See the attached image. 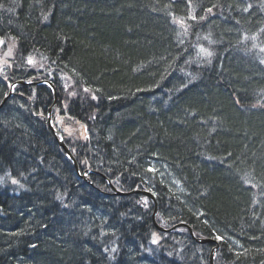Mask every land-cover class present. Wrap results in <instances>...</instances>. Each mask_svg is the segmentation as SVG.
<instances>
[{
    "label": "trees",
    "instance_id": "16d2710c",
    "mask_svg": "<svg viewBox=\"0 0 264 264\" xmlns=\"http://www.w3.org/2000/svg\"><path fill=\"white\" fill-rule=\"evenodd\" d=\"M0 1V21L18 43L7 69L20 77L29 53L43 60L39 50L60 69L56 78L70 73L79 88L90 91L82 97L91 103L87 137L96 134L108 145L91 151L83 167L101 173V165L111 166L119 174L111 176L113 185L133 196L141 198L134 192L148 189L163 228L184 223L195 237L217 240L214 264H264V83L260 70L247 62L250 55L238 53L261 37L251 31L264 30V0H251L240 15L236 10L245 9L246 0ZM177 16L193 29L183 32L194 43L193 65L172 27ZM230 28L244 39L233 56L227 55ZM201 35L204 54L197 43ZM178 71L186 73L181 85L173 77ZM45 114L37 113L36 120ZM45 145L49 164L67 167L48 137L35 154ZM161 166L177 186L168 178L159 181ZM51 189L65 192L59 183ZM109 191L86 198V209L95 215L94 234L71 229L62 213L66 208L58 207L56 233L40 243L31 237L33 225L0 194V264H181L176 258L208 264L214 243L200 244L187 230H172L155 244L153 201L145 208L132 196ZM40 203L45 205L43 198L35 201ZM176 237L187 247L170 242Z\"/></svg>",
    "mask_w": 264,
    "mask_h": 264
},
{
    "label": "bare ground",
    "instance_id": "6f19581e",
    "mask_svg": "<svg viewBox=\"0 0 264 264\" xmlns=\"http://www.w3.org/2000/svg\"><path fill=\"white\" fill-rule=\"evenodd\" d=\"M250 1L244 2L245 9L239 7L236 10L238 15L247 11ZM176 2L180 4L181 0H176ZM175 7L176 11H180V8H177L176 5ZM0 9H5L3 1H0ZM221 15L219 14V16ZM202 16L204 19L205 15L202 14ZM46 23L42 20L39 22L40 25ZM172 27L178 33L177 36L181 43L186 47L185 60L188 64L193 65L197 60L194 43L183 34L185 29L191 31L193 29L184 26L178 16L174 17ZM6 33L7 26L0 21V57L9 61L5 62L8 65H0V84L3 86V89L0 90V186H2L0 194L7 198L8 203L18 207L17 211L21 213L22 220L33 225L34 230L31 232V237L34 243H40L46 236L56 233L57 226L61 221L59 219L61 215L56 212L58 207H61V210L66 208L62 213L66 214L71 229L94 234L95 231L90 227V224L95 215L91 209H86V198L90 199L98 194L110 193L108 187L101 182V178L107 184H113L111 176H119V174L117 175V170L111 166L101 165V173L95 168L83 167L86 163L88 164L89 158H92L91 151L100 149V146L104 144L98 135H90L88 139L87 131L81 130L93 125L92 119L88 117L91 103L82 98L81 92H79L81 87L79 88L74 83L70 73L62 78H56L55 75L60 69L56 64L47 62L50 60L49 53L39 50V54L34 53V55H38L37 58L43 59L42 61L31 57L32 55L29 53L27 56L30 57H26L25 66H20V73H24L25 76H21L19 72L17 73L20 77L15 76L14 71L7 67L12 68L10 60L14 58V51L18 49V43ZM207 35L210 39L212 38L209 32ZM226 35L232 40L227 55L233 56L236 49L243 44L244 39L240 38L231 28ZM204 39V35H201L197 41L199 46L203 44ZM257 39L259 40L256 42ZM255 40H253L255 44L252 47L241 48L238 53L250 55L247 62L260 70L259 81L264 83V36L256 37ZM203 48L205 51V47ZM185 75L186 73H181V71L173 73V77L177 80L176 83H180L179 85ZM49 76L50 79H48ZM63 78L67 86L63 85ZM45 87L47 89H44ZM69 91L72 92L69 93ZM68 93L71 96H67ZM41 111L46 112L45 116L41 115V119L36 120L37 113ZM53 112L58 116L56 117ZM64 119L66 120L65 126L62 124ZM47 137L55 148L57 156L67 164V167H55L49 164L50 148L46 145L40 153L35 154L38 143H42ZM107 145L104 144V146ZM152 162L155 163L154 160ZM153 163L147 166L148 169L151 167L149 170L154 169ZM161 168L163 169L162 166ZM56 183L61 184L65 192L62 190H60V194L53 192L51 185ZM148 184L153 187L152 184ZM142 191L145 192L142 194L137 190L134 193L143 195L145 198L153 196L148 189ZM112 195L131 197L133 192L123 191L117 187ZM40 198H43L45 205L40 203L37 207L35 201ZM153 199L155 200L154 196ZM99 205L102 206L103 203ZM148 205L150 206V203L143 207L146 208ZM102 210L108 212L105 207H102ZM155 211L156 207L151 213L154 229L159 227L163 233H169L172 230H187L189 233L187 228L189 226L183 223L172 225L171 228H163L157 222ZM0 212L3 210L1 209ZM6 230L12 231V228L9 227ZM193 237L209 241L201 243L195 241ZM193 237L192 239L200 244H215L209 252V256L212 253V264H214L215 254L218 250L217 240L195 237L194 235Z\"/></svg>",
    "mask_w": 264,
    "mask_h": 264
},
{
    "label": "rangeland",
    "instance_id": "374dc122",
    "mask_svg": "<svg viewBox=\"0 0 264 264\" xmlns=\"http://www.w3.org/2000/svg\"><path fill=\"white\" fill-rule=\"evenodd\" d=\"M244 3L245 1H241V3ZM250 3H248V5H249ZM257 6H259L258 4L257 5H254V7H257ZM231 21V18H229V20H227V23H228V25H231V26H234V23L235 22H230ZM251 34L252 35H255V36H264V30H263V28L262 27H258V26H255V28H253L252 29V31H251ZM200 53H202V54H204V48L201 46L200 47V49H199V54ZM242 55H244V54H242ZM5 62H9L6 58H4V57H0V65L2 64V65H8V64H6ZM65 75H63V76H61V78L62 77H64ZM63 80V85H65V86H67V84H66V81H65V79L63 78L62 79ZM47 82H48V80H47ZM72 91H69V93H71ZM79 92H81V96L82 97H84V96H89V94H90V91H88V90H86V89H80V91ZM67 94V96L69 95V96H71V94ZM54 113V112H53ZM55 115H56V117L58 116V114L57 113H54ZM65 122H66V120L64 119L63 121H62V124L65 126ZM87 128H83V129H81V130H86ZM75 133H77V134H79L77 131H75ZM163 170V171H162ZM162 170H160V171H158V175H157V178L159 179V181H163V179H167V180H172L173 181V183H174V185L175 186H177V182L175 181V179L171 176L170 177V174L167 172V170L165 169V167L162 169ZM150 182V180H146V186H147V188H149L150 189V185L149 184H147V183H149ZM108 187H109V189L111 190V191H113L114 192V189H116L117 187H115L113 184H108ZM139 195V194H138ZM132 198H133V201H135V200H137V201H139V203L140 204H143V205H145V204H147L148 203V201H150L148 198H145L143 195H142V197L140 198V197H138L137 195H134V196H132ZM155 230L157 231L156 233H154L153 234V237L154 238H151V240L156 244L157 243V241L156 240H154V239H158V238H160V237H163V236H161L160 234L162 233V234H165L164 236H166L167 234L166 233H163V231L159 228V227H157V228H155ZM183 232V231H182ZM165 237H163L160 241L162 242V240L164 239ZM170 240V242H173L174 244L176 243V242H178V243H180L179 244V246L178 247H182L183 246V248H186V247H184V244H183V239L182 238H179V239H177V237L176 238H171V239H169ZM159 241V242H160ZM167 241V240H166ZM169 242V243H170ZM94 246H96L97 248H94V249H96V250H99L100 249V247L101 246H99L98 245V243L95 241V240H93L92 242H91ZM99 246V247H98ZM177 245H175V246H173L174 248L176 247ZM88 249H93V248H89L88 247ZM92 251V250H91ZM172 255V257H174V258H176V256H174L173 254H171ZM181 264H184V262H181L178 258H176Z\"/></svg>",
    "mask_w": 264,
    "mask_h": 264
},
{
    "label": "water",
    "instance_id": "95a60500",
    "mask_svg": "<svg viewBox=\"0 0 264 264\" xmlns=\"http://www.w3.org/2000/svg\"><path fill=\"white\" fill-rule=\"evenodd\" d=\"M143 192H145V191H141L142 194H143ZM150 199L154 202V207H156L155 200L153 199V196L152 195H151ZM187 228L189 230L190 235L193 237L191 229L189 227H187ZM163 230H165V229H163ZM194 239H195V241L201 242V243L208 242L209 241L207 239H200V238H194ZM212 261H213V256H212V253H211L210 256H209V264H212Z\"/></svg>",
    "mask_w": 264,
    "mask_h": 264
},
{
    "label": "snow or ice",
    "instance_id": "6c2138e0",
    "mask_svg": "<svg viewBox=\"0 0 264 264\" xmlns=\"http://www.w3.org/2000/svg\"><path fill=\"white\" fill-rule=\"evenodd\" d=\"M31 63V61H29Z\"/></svg>",
    "mask_w": 264,
    "mask_h": 264
}]
</instances>
